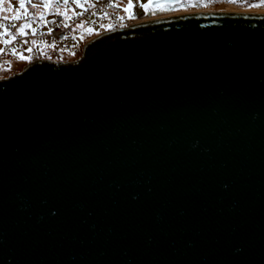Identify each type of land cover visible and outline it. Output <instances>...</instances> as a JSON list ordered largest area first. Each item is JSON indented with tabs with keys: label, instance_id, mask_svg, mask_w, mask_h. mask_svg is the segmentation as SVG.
I'll return each mask as SVG.
<instances>
[{
	"label": "water",
	"instance_id": "95a60500",
	"mask_svg": "<svg viewBox=\"0 0 264 264\" xmlns=\"http://www.w3.org/2000/svg\"><path fill=\"white\" fill-rule=\"evenodd\" d=\"M0 264H264V13L132 23L0 77Z\"/></svg>",
	"mask_w": 264,
	"mask_h": 264
},
{
	"label": "rangeland",
	"instance_id": "374dc122",
	"mask_svg": "<svg viewBox=\"0 0 264 264\" xmlns=\"http://www.w3.org/2000/svg\"><path fill=\"white\" fill-rule=\"evenodd\" d=\"M114 6L112 9L118 14L126 16V8L129 0H112ZM152 0H143L146 4L144 8L145 16L149 18H156L163 15H171L176 13H186L190 11L201 10H250V9H264V0H179L176 3H158L152 5ZM81 0H0V48L5 43H10L13 39L9 33V27L15 28L17 34L21 33L24 28L29 27L31 30H47L57 25L54 16L58 14L66 15L73 11H77L80 7ZM225 8V9H224ZM173 10V11H172ZM142 11V8L139 9ZM170 11V12H169ZM172 11V12H171ZM168 12V13H167ZM26 14L31 17L27 23H21L17 26L18 20L22 15ZM131 15V13H129ZM103 27V21L98 23H89L88 25H76L73 28L76 38L82 41L95 36ZM36 46H41L37 42H32ZM26 43L20 41L14 43L7 59L4 62L0 61V74H10L18 71L21 67L30 60L27 58L29 53H26L29 48H26ZM79 55V54H78ZM78 55L72 56L70 51L62 53L57 58L70 60L76 58ZM8 63L5 67L3 64ZM6 76V75H5Z\"/></svg>",
	"mask_w": 264,
	"mask_h": 264
},
{
	"label": "built area",
	"instance_id": "2783aa9c",
	"mask_svg": "<svg viewBox=\"0 0 264 264\" xmlns=\"http://www.w3.org/2000/svg\"><path fill=\"white\" fill-rule=\"evenodd\" d=\"M145 5L143 0H129L126 7V16L122 17L112 9V0H81L77 11L66 15L58 14L54 16L57 23L55 27L47 30H31L27 27L19 34L15 32L14 27H10L8 22H6L13 39L10 43H5L0 48V61L4 62L13 44H17L20 41H24L27 45L26 48H29L26 52L29 54L25 57L30 58V60L35 58L58 60V56L68 51H70L72 56L78 55L81 51L82 41L76 38L75 31H73L76 25H88L91 22L98 23L103 21V27L99 29L101 32L126 26L145 16L143 14L145 12ZM140 8H142V11H139ZM30 20L31 17L24 14L18 20L16 27ZM32 42H37L41 46H36ZM3 65L7 67L8 63H4Z\"/></svg>",
	"mask_w": 264,
	"mask_h": 264
},
{
	"label": "bare ground",
	"instance_id": "6f19581e",
	"mask_svg": "<svg viewBox=\"0 0 264 264\" xmlns=\"http://www.w3.org/2000/svg\"><path fill=\"white\" fill-rule=\"evenodd\" d=\"M195 12H213V13H231V12H241V13H264V9H250V10H201V11H190V12H186V13H176V14H171V15H163L160 17H156V18H161V17H168V16H174V15H180V14H187V13H195ZM151 19H155V18H149L148 16H143L140 17L139 19L135 20L133 23H139V22H143V21H148ZM101 33V32H99ZM98 33V34H99ZM97 35V34H96Z\"/></svg>",
	"mask_w": 264,
	"mask_h": 264
},
{
	"label": "crops",
	"instance_id": "0c3cea01",
	"mask_svg": "<svg viewBox=\"0 0 264 264\" xmlns=\"http://www.w3.org/2000/svg\"><path fill=\"white\" fill-rule=\"evenodd\" d=\"M126 7H127V6H125V8H126ZM113 8H114L115 10H117L116 7L114 6V4H113ZM118 11H119V10H117V12H118ZM5 75H7V74H5V73H4V74H0V77L5 76Z\"/></svg>",
	"mask_w": 264,
	"mask_h": 264
},
{
	"label": "trees",
	"instance_id": "16d2710c",
	"mask_svg": "<svg viewBox=\"0 0 264 264\" xmlns=\"http://www.w3.org/2000/svg\"><path fill=\"white\" fill-rule=\"evenodd\" d=\"M204 1H208V2H209V1H216V0H204ZM224 9H225V8H224ZM172 11H173V10H172ZM172 11H171V12H172ZM169 12H170V11H169ZM167 13H168V12H167ZM120 16L123 17V15H120Z\"/></svg>",
	"mask_w": 264,
	"mask_h": 264
}]
</instances>
